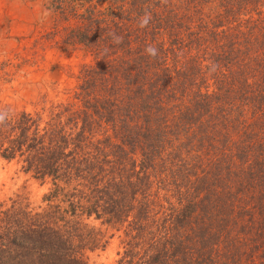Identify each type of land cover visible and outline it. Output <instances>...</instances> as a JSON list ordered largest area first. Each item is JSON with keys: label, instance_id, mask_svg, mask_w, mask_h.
<instances>
[{"label": "trees", "instance_id": "trees-1", "mask_svg": "<svg viewBox=\"0 0 264 264\" xmlns=\"http://www.w3.org/2000/svg\"><path fill=\"white\" fill-rule=\"evenodd\" d=\"M43 4L45 40L92 61L41 110L0 100V159L47 185L0 199V264L116 236L119 264H264V0Z\"/></svg>", "mask_w": 264, "mask_h": 264}, {"label": "rangeland", "instance_id": "rangeland-1", "mask_svg": "<svg viewBox=\"0 0 264 264\" xmlns=\"http://www.w3.org/2000/svg\"><path fill=\"white\" fill-rule=\"evenodd\" d=\"M53 23L54 13L44 6L43 0H0V63L5 61L4 69L12 73L5 81L0 78V100L4 103L19 109L41 110L44 94L58 98L60 92V97L65 98L63 93L74 89L77 83L74 74L79 63L92 61L86 50L63 53L51 46L44 34L53 29ZM50 112L48 108L44 117L48 118ZM46 191L47 185L25 175L19 163L0 159L1 200L21 195L38 205ZM122 251V239L116 236L105 250L91 253L90 261L119 264Z\"/></svg>", "mask_w": 264, "mask_h": 264}, {"label": "clouds", "instance_id": "clouds-1", "mask_svg": "<svg viewBox=\"0 0 264 264\" xmlns=\"http://www.w3.org/2000/svg\"><path fill=\"white\" fill-rule=\"evenodd\" d=\"M150 51H153V50H150Z\"/></svg>", "mask_w": 264, "mask_h": 264}]
</instances>
